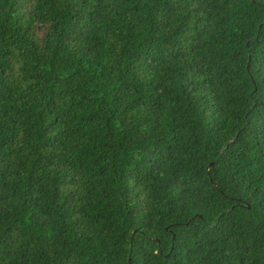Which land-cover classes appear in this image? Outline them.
I'll return each mask as SVG.
<instances>
[{
  "label": "trees",
  "instance_id": "trees-1",
  "mask_svg": "<svg viewBox=\"0 0 264 264\" xmlns=\"http://www.w3.org/2000/svg\"><path fill=\"white\" fill-rule=\"evenodd\" d=\"M0 264H264V0H0Z\"/></svg>",
  "mask_w": 264,
  "mask_h": 264
},
{
  "label": "clouds",
  "instance_id": "clouds-1",
  "mask_svg": "<svg viewBox=\"0 0 264 264\" xmlns=\"http://www.w3.org/2000/svg\"><path fill=\"white\" fill-rule=\"evenodd\" d=\"M70 134L73 136L72 146L62 153L60 159L44 163L39 170V175L56 189L71 190L74 183L86 177L88 173L86 164L95 151L93 140L84 136L79 129L70 127L68 135ZM31 145L35 149L44 148L34 140L31 141ZM195 219L200 220V217ZM134 235L135 233H132L130 238L132 239Z\"/></svg>",
  "mask_w": 264,
  "mask_h": 264
},
{
  "label": "water",
  "instance_id": "water-1",
  "mask_svg": "<svg viewBox=\"0 0 264 264\" xmlns=\"http://www.w3.org/2000/svg\"><path fill=\"white\" fill-rule=\"evenodd\" d=\"M214 165H215L214 163H213V164H211V165H209V167L207 168V171H206V174H207V175H209V174H210V172L212 171V169H213ZM213 187L215 188V186H213ZM215 189H216V188H215ZM239 208H240V209H244L245 207H244V206H240ZM246 209H247V210H249V208H248V207H247ZM198 219H199V218H198Z\"/></svg>",
  "mask_w": 264,
  "mask_h": 264
},
{
  "label": "rangeland",
  "instance_id": "rangeland-1",
  "mask_svg": "<svg viewBox=\"0 0 264 264\" xmlns=\"http://www.w3.org/2000/svg\"><path fill=\"white\" fill-rule=\"evenodd\" d=\"M10 248H13L12 246H10Z\"/></svg>",
  "mask_w": 264,
  "mask_h": 264
}]
</instances>
